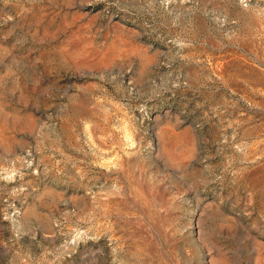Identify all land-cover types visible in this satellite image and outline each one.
Returning <instances> with one entry per match:
<instances>
[{"label":"rangeland","instance_id":"374dc122","mask_svg":"<svg viewBox=\"0 0 264 264\" xmlns=\"http://www.w3.org/2000/svg\"><path fill=\"white\" fill-rule=\"evenodd\" d=\"M0 264H264V0H0Z\"/></svg>","mask_w":264,"mask_h":264}]
</instances>
